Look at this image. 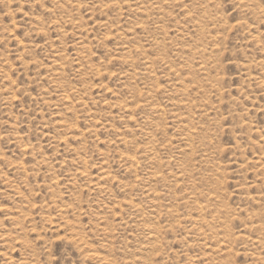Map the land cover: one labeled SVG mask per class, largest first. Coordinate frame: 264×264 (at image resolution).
Here are the masks:
<instances>
[{"label":"rangeland","instance_id":"1","mask_svg":"<svg viewBox=\"0 0 264 264\" xmlns=\"http://www.w3.org/2000/svg\"><path fill=\"white\" fill-rule=\"evenodd\" d=\"M0 264H264V0H0Z\"/></svg>","mask_w":264,"mask_h":264},{"label":"bare ground","instance_id":"2","mask_svg":"<svg viewBox=\"0 0 264 264\" xmlns=\"http://www.w3.org/2000/svg\"><path fill=\"white\" fill-rule=\"evenodd\" d=\"M83 43V42H82ZM85 47V46H84ZM202 235V234H201Z\"/></svg>","mask_w":264,"mask_h":264}]
</instances>
